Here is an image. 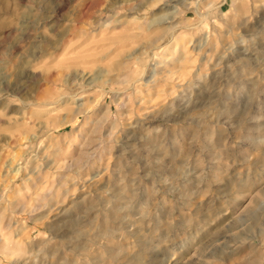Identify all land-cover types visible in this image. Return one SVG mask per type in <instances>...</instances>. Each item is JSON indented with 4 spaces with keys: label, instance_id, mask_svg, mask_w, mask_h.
Wrapping results in <instances>:
<instances>
[{
    "label": "rangeland",
    "instance_id": "1",
    "mask_svg": "<svg viewBox=\"0 0 264 264\" xmlns=\"http://www.w3.org/2000/svg\"><path fill=\"white\" fill-rule=\"evenodd\" d=\"M0 264H264V0H0Z\"/></svg>",
    "mask_w": 264,
    "mask_h": 264
}]
</instances>
